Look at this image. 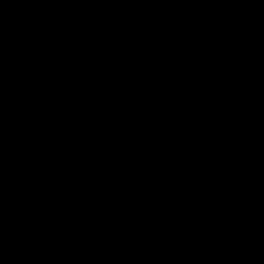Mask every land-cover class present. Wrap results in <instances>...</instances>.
<instances>
[{
	"label": "water",
	"instance_id": "water-1",
	"mask_svg": "<svg viewBox=\"0 0 264 264\" xmlns=\"http://www.w3.org/2000/svg\"><path fill=\"white\" fill-rule=\"evenodd\" d=\"M258 243L264 0H0V264Z\"/></svg>",
	"mask_w": 264,
	"mask_h": 264
},
{
	"label": "rangeland",
	"instance_id": "rangeland-1",
	"mask_svg": "<svg viewBox=\"0 0 264 264\" xmlns=\"http://www.w3.org/2000/svg\"><path fill=\"white\" fill-rule=\"evenodd\" d=\"M259 245L262 249H258L257 252V249L255 248V254L253 256H249L250 259H245V257L240 256V258H238V264H264V244Z\"/></svg>",
	"mask_w": 264,
	"mask_h": 264
},
{
	"label": "bare ground",
	"instance_id": "bare-ground-1",
	"mask_svg": "<svg viewBox=\"0 0 264 264\" xmlns=\"http://www.w3.org/2000/svg\"><path fill=\"white\" fill-rule=\"evenodd\" d=\"M254 248L257 249V252H258V249H262L261 246H254ZM254 254H255V251L254 250H251V251H247V255L246 256L244 254L238 255L237 258L235 259V261L232 264H238V258H240V256L245 257V259H250L249 256H253Z\"/></svg>",
	"mask_w": 264,
	"mask_h": 264
},
{
	"label": "clouds",
	"instance_id": "clouds-1",
	"mask_svg": "<svg viewBox=\"0 0 264 264\" xmlns=\"http://www.w3.org/2000/svg\"><path fill=\"white\" fill-rule=\"evenodd\" d=\"M257 239H258V237L255 235V233H253V236H252L253 243H255V241ZM236 251L239 252V253H243L245 256L247 255V251L245 249H243V248L237 247Z\"/></svg>",
	"mask_w": 264,
	"mask_h": 264
}]
</instances>
